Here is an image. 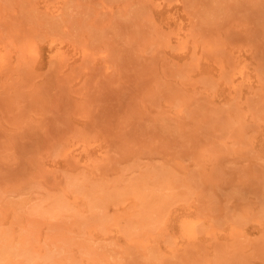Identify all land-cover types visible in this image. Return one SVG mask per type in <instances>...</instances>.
I'll return each instance as SVG.
<instances>
[{"label": "rangeland", "instance_id": "1", "mask_svg": "<svg viewBox=\"0 0 264 264\" xmlns=\"http://www.w3.org/2000/svg\"><path fill=\"white\" fill-rule=\"evenodd\" d=\"M0 264H264V0H0Z\"/></svg>", "mask_w": 264, "mask_h": 264}, {"label": "bare ground", "instance_id": "2", "mask_svg": "<svg viewBox=\"0 0 264 264\" xmlns=\"http://www.w3.org/2000/svg\"><path fill=\"white\" fill-rule=\"evenodd\" d=\"M33 50V49H32ZM7 54V53H6ZM6 57V55H5ZM5 58H2L1 61H4ZM9 62V61H8ZM78 142V141H77ZM74 144V143H73ZM79 146V145H78ZM80 154V153H79ZM191 216V215H190ZM184 219V218H183ZM182 221V220H181ZM180 225V224H179ZM199 226V219L194 218H185L179 227H181L180 231H182L181 235L187 237H195L197 236Z\"/></svg>", "mask_w": 264, "mask_h": 264}]
</instances>
